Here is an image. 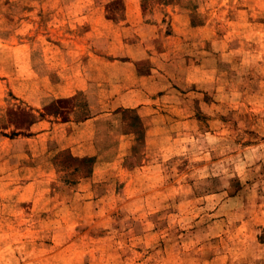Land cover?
Returning <instances> with one entry per match:
<instances>
[{
	"label": "rangeland",
	"instance_id": "1",
	"mask_svg": "<svg viewBox=\"0 0 264 264\" xmlns=\"http://www.w3.org/2000/svg\"><path fill=\"white\" fill-rule=\"evenodd\" d=\"M81 1L124 17L122 0ZM193 1L189 18L130 29L163 45L169 21L185 38L144 82L156 111L56 151L25 137L46 114L84 118L88 97L35 112L25 77L55 71L57 49L76 57L62 43L77 0H0V264H264V0Z\"/></svg>",
	"mask_w": 264,
	"mask_h": 264
},
{
	"label": "crops",
	"instance_id": "2",
	"mask_svg": "<svg viewBox=\"0 0 264 264\" xmlns=\"http://www.w3.org/2000/svg\"><path fill=\"white\" fill-rule=\"evenodd\" d=\"M83 1L86 3L91 0ZM115 1L117 0H104V7ZM81 2L77 0V10L72 9L68 12L69 18L72 19L71 26L75 29L73 30L74 38L71 43H62V45H71L72 47L68 50L77 58L68 57L65 60L64 50L57 49V62L52 65L55 71L45 74L34 72L25 77L28 83L27 89L30 88V90H26L24 98L29 101L35 112L40 109L43 114L44 106L52 102L57 104L80 92H84L88 97V107L85 109L88 114L84 118L76 119L71 114L68 119H63L60 114H46L32 126L34 134L25 137L29 141L41 142L47 148L51 141H56V151L72 150L75 145H82L86 141L99 144L97 134L100 130V125H98L100 119L107 118L106 128L110 131L114 128L113 125L122 126L121 122L124 120L121 116L118 120L120 125H117L115 121H109L111 116L124 115V112L133 109L137 110L140 116L150 114L152 110L156 111L150 107L152 104L149 99H154V97L146 91L144 82L147 78L156 76L154 62L158 58L169 59L171 52L180 48L178 45L183 44L185 38L175 22L172 23L176 28L175 31L167 32L166 25L170 23L168 21L161 25L164 27L163 38H166L163 45H144L142 32L136 29L135 34L132 27H144V20L152 17L159 22L172 17L177 20H180V16L189 18L195 7L193 0H178L177 2L161 0L159 1L160 8L146 10L145 0H122L125 7L123 18H114L107 10L102 16L96 13V20H94L92 14L96 11H89L85 14V11L78 9L79 5L85 6ZM92 2L95 3L96 0ZM75 22L79 26L74 25ZM89 24L90 28H88ZM206 25L198 24L191 26V29L200 31ZM85 26L86 29L80 30V27ZM101 27L104 29L101 35L104 34L106 38L103 40L105 45H96V39L94 40L93 36H99ZM128 35H132L130 39ZM92 62H98L100 65ZM148 62L151 65L146 69L145 63L148 65ZM53 73L56 77H53ZM167 73L168 71L161 75L166 76ZM38 77H41L40 79L44 82L42 85L36 81ZM164 97H167L166 93ZM93 101H96L97 106ZM77 107L79 106H74V108ZM99 107L100 109H97Z\"/></svg>",
	"mask_w": 264,
	"mask_h": 264
},
{
	"label": "trees",
	"instance_id": "3",
	"mask_svg": "<svg viewBox=\"0 0 264 264\" xmlns=\"http://www.w3.org/2000/svg\"><path fill=\"white\" fill-rule=\"evenodd\" d=\"M128 111H130V110H128ZM135 118H140V116L136 115Z\"/></svg>",
	"mask_w": 264,
	"mask_h": 264
}]
</instances>
